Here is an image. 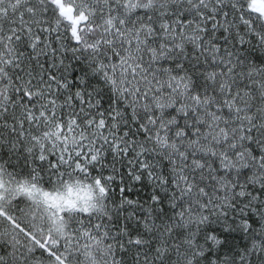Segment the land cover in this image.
<instances>
[{"label":"snow or ice","instance_id":"snow-or-ice-1","mask_svg":"<svg viewBox=\"0 0 264 264\" xmlns=\"http://www.w3.org/2000/svg\"><path fill=\"white\" fill-rule=\"evenodd\" d=\"M0 264H264V0H0Z\"/></svg>","mask_w":264,"mask_h":264}]
</instances>
